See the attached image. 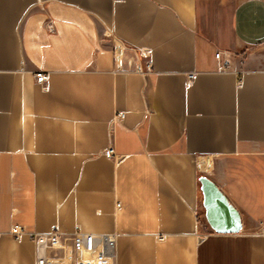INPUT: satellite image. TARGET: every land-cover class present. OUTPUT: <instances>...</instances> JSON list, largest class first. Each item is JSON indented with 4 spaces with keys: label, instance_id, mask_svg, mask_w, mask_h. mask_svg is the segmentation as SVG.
Returning <instances> with one entry per match:
<instances>
[{
    "label": "crops",
    "instance_id": "crops-1",
    "mask_svg": "<svg viewBox=\"0 0 264 264\" xmlns=\"http://www.w3.org/2000/svg\"><path fill=\"white\" fill-rule=\"evenodd\" d=\"M263 222L264 0H0V264L52 228L114 234L112 264H264Z\"/></svg>",
    "mask_w": 264,
    "mask_h": 264
},
{
    "label": "built area",
    "instance_id": "built-area-1",
    "mask_svg": "<svg viewBox=\"0 0 264 264\" xmlns=\"http://www.w3.org/2000/svg\"><path fill=\"white\" fill-rule=\"evenodd\" d=\"M117 60L119 55L116 51ZM142 55L148 56V51H139ZM217 59H222V53H215ZM229 60L223 58L221 68H227ZM147 67H150L148 64ZM136 71H140V67H135ZM37 83L44 84L47 80V73L37 70L34 73ZM193 74L188 75L190 80ZM124 112H116L114 119H122ZM104 156L110 159H116L113 146L107 147ZM258 234L264 236V222L258 228ZM11 236L18 239L25 230L22 226L14 224L10 227ZM28 236L34 243L35 262L34 264H112L115 235L110 233H91L76 229L71 234H63L57 228H52L44 233H28Z\"/></svg>",
    "mask_w": 264,
    "mask_h": 264
},
{
    "label": "water",
    "instance_id": "water-1",
    "mask_svg": "<svg viewBox=\"0 0 264 264\" xmlns=\"http://www.w3.org/2000/svg\"><path fill=\"white\" fill-rule=\"evenodd\" d=\"M204 217L216 233H237L242 229L240 213L218 186L207 176H200Z\"/></svg>",
    "mask_w": 264,
    "mask_h": 264
}]
</instances>
